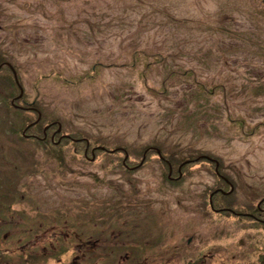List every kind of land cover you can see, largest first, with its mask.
Wrapping results in <instances>:
<instances>
[{"label": "rangeland", "instance_id": "obj_1", "mask_svg": "<svg viewBox=\"0 0 264 264\" xmlns=\"http://www.w3.org/2000/svg\"><path fill=\"white\" fill-rule=\"evenodd\" d=\"M0 56L42 126L134 161L146 145L215 158L225 207L264 196L259 0H0ZM18 93L0 70V264H70L83 241L90 264H264V225L207 204L222 185L208 160L171 181L154 153L128 170L123 151L25 139L36 113L10 106ZM54 227L84 240L65 249Z\"/></svg>", "mask_w": 264, "mask_h": 264}, {"label": "trees", "instance_id": "obj_2", "mask_svg": "<svg viewBox=\"0 0 264 264\" xmlns=\"http://www.w3.org/2000/svg\"><path fill=\"white\" fill-rule=\"evenodd\" d=\"M260 1V4L263 6V8H264V0H259ZM5 58L4 57H2V56H0V64L3 62V61H5L4 60ZM9 70H10V68H8ZM11 71V70H10ZM11 73H12V71H11ZM12 75H13V73H12ZM14 77V76H13ZM15 80V79H14ZM16 83V82H15ZM10 106L11 107H13L15 110H22V111H31L32 109L31 108H25V107H15V106H13L11 103H10ZM37 119V114H35V117L34 118H32L30 121H28L27 122V124L25 125V127L30 123V122H33V121H35ZM41 120L42 119H40L39 121H37L35 124H33V125H31V126H29L28 127V130H27V132L30 134L29 136H27L26 138H36L37 139V141L39 140V141H41V142H45V143H49L50 145H52L54 148L56 147V146H59L61 143H63L64 141H69V140H72V138L71 137H64L63 139H62V141L61 142H59V143H56V142H54V141H52V138H51V135L54 133V129H55V125H54V123L53 122H50V128H49V130H48V133H47V135H46V137L44 138V139H42V138H39L38 136H43V135H45V133H44V130H43V127L44 126H42V123H41ZM39 126H41L42 127V131H39V132H37V131H35L36 130V128L37 127H39ZM24 127V128H25ZM23 128V129H24ZM35 129V130H34ZM37 135V136H36ZM73 137H75V138H77V140H75V144L77 145V148H76V150H82V152H83V154H84V152H85V149H86V147H87V145H86V140L83 138V137H76V136H74L73 134H71ZM59 137V134H57L56 135V137H55V139H57ZM25 138V137H24ZM148 147V145H146L144 148H143V152L146 150V148ZM92 150V146H91V143H90V147H89V149H88V151L90 152ZM105 151H108V150H106V149H102V148H96L95 149V153L97 154H99V153H104ZM109 152H111V151H109ZM118 152H122L121 150H119V149H117L116 151H113V152H111L112 154H117ZM151 153H154V154H157L155 151H153V150H151V151H149L148 153H147V157H146V160L148 159V156L151 154ZM142 155H143V153H142ZM84 156H85V154H84ZM164 156V158H159L160 159V161H161V163L164 165V167L166 168V169H168V171H169V163H171L172 164V166H173V175H177L178 173H179V165L183 162V161H185L186 159H190L189 160V162H187L184 166H183V168H182V170H183V174L187 171V170H189L190 168V166L191 165H193V163L194 162H197V160H193L194 158H196L197 156H190V157H185V158H178V159H175V158H173V157H168L167 156V154H164L163 155ZM145 160V161H146ZM198 160H201V159H198ZM127 162L128 163H130V164H135V163H139V161H134V160H131V158H128V160H127ZM169 162V163H168ZM213 166H215V164L213 163L212 164ZM127 168V167H126ZM128 169V168H127ZM128 170H131V169H128ZM214 174L216 175V173L214 172ZM183 176L184 175H182L181 176V178H179V179H170L171 181H179V180H182L183 179ZM169 178V177H168ZM220 182H221V184L222 185H220V186H222V187H228V185H227V183L225 182V180H223V179H220L219 180ZM215 187H213L212 189H210L209 191L211 192V190H213ZM220 194H221V192H219V191H217L216 192V194L214 195V201L216 202V204H218V205H220V203L221 202H219V200H218V198H219V196H220ZM118 203H121V201L120 200H118ZM262 204H264V199H263V202H262ZM121 205H123V204H121ZM132 205V204H131ZM124 206V205H123ZM131 207H133V206H131ZM259 214H260V212H258ZM262 214V213H261ZM54 235H56V236H59V238H58V241H59V243L60 244H64L65 245V249H68L69 248V244L67 243L68 242V239H65L64 240V238H63V234L61 233V232H55L54 233ZM52 242H56V240H53L52 239ZM85 243V241H83V243H82V246H81V248H82V250H86V247L83 245ZM71 246V245H70ZM73 248V247H72ZM21 249L24 251V248L23 247H21ZM72 252H73V254L75 255L76 253H77V249H72ZM60 253V252H59ZM66 253V252H65ZM58 254V253H57ZM54 258V257H53ZM57 258H54V260H56ZM71 263L70 264H86V260H84V259H81L80 257H78V256H75L73 259H71V261H70ZM88 264H90L89 263V261H88Z\"/></svg>", "mask_w": 264, "mask_h": 264}, {"label": "flooded vegetation", "instance_id": "obj_3", "mask_svg": "<svg viewBox=\"0 0 264 264\" xmlns=\"http://www.w3.org/2000/svg\"><path fill=\"white\" fill-rule=\"evenodd\" d=\"M262 202L260 204H257L255 210L253 211L237 210L236 214L245 216V217L249 216L252 218V220L264 224V204H262ZM215 208L219 209V207H216V206ZM258 212H260V214Z\"/></svg>", "mask_w": 264, "mask_h": 264}, {"label": "water", "instance_id": "obj_4", "mask_svg": "<svg viewBox=\"0 0 264 264\" xmlns=\"http://www.w3.org/2000/svg\"><path fill=\"white\" fill-rule=\"evenodd\" d=\"M14 71V70H13ZM14 74H15V78H16V80L18 81V79H17V74H16V72L14 71ZM22 93H23V89H22V87H21V94L20 95H22ZM60 128H61V126L59 125V130H60ZM157 151L158 152H160L158 149H157Z\"/></svg>", "mask_w": 264, "mask_h": 264}]
</instances>
